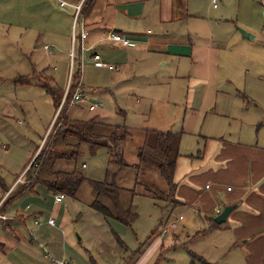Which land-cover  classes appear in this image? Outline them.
I'll return each mask as SVG.
<instances>
[{"label":"rangeland","instance_id":"rangeland-1","mask_svg":"<svg viewBox=\"0 0 264 264\" xmlns=\"http://www.w3.org/2000/svg\"><path fill=\"white\" fill-rule=\"evenodd\" d=\"M23 2L0 0V199L18 179L1 202L0 212L11 214L14 209L13 214L19 212L27 222L3 221L21 228V234L17 232L20 239L17 247H14L15 231H6L0 222V234L6 244L5 248H0V264H134L139 259L137 255L149 246L152 233V241L161 238L164 250L148 264H191L193 260V264H200L199 257L218 264H264L263 233L245 242L239 232L238 237L234 233L239 227L234 220L236 213L214 227L210 225V218L218 215L212 214L215 204L208 209L200 208L201 196L221 193L227 186L234 189V179L227 172L237 170L235 161L242 150L239 143H258L260 147L255 149L264 154V62L261 55L254 58L257 67L250 73H247L248 68H243L235 74L239 91L234 90L232 97L235 100L237 96V99L235 104H229L230 111L226 114L214 92L200 84L193 87V91L187 78H182L185 81L171 91L167 86L139 90L126 82L114 87H86L84 93L88 99L72 105L70 100L65 116L75 122L97 119L100 124L96 133L104 136L105 143L91 145L69 135L65 138L67 148H64L68 155L56 158L52 165L56 171L78 169L86 176L78 194L76 197L66 195L63 202L57 204L55 194L40 183L36 185V194L15 197L27 181V169L41 148L48 146L49 140L45 144L48 135L55 132V121L61 110L58 105L72 67L73 49L72 42L63 40L64 37L48 25L52 20L61 21L69 15L73 18L71 7H59L49 0H28L22 6ZM46 44L51 47L50 52L45 50ZM83 72L94 77L100 71L86 61ZM113 73L107 69L101 71L103 75ZM25 81L35 84H23ZM49 87L54 89L56 101L47 90ZM92 104L98 105L97 108L91 110ZM116 126L127 128L130 136L124 140L111 139L109 136ZM154 130L182 132L175 198L203 211H196L201 217L200 224L194 230L188 228L190 236L184 233L176 239L177 236L169 233L160 237L159 231L175 220L177 209L166 199L170 187L156 162L147 156L143 160L139 157L140 147L153 143ZM119 150L123 164L114 154ZM229 156L231 159H227ZM213 174H219L224 181H211ZM90 180L108 182L118 189L117 201L114 197H99L114 215H118L120 209H130L137 213V218L132 219L129 226L115 218L105 219L90 206L96 198ZM191 183H196L193 192L188 187ZM222 203L220 207L224 210L227 205L225 201ZM27 205L31 208L27 209ZM35 207L42 212L37 217L33 213ZM234 210L238 212L241 207ZM51 215L55 227L47 224ZM35 220L40 225L35 224ZM37 228H40L39 233ZM114 232L122 244L117 242ZM192 236L194 238L188 241ZM157 255L161 257L158 259Z\"/></svg>","mask_w":264,"mask_h":264},{"label":"crops","instance_id":"crops-1","mask_svg":"<svg viewBox=\"0 0 264 264\" xmlns=\"http://www.w3.org/2000/svg\"><path fill=\"white\" fill-rule=\"evenodd\" d=\"M20 1H24L21 4L24 6L28 0ZM49 1L59 5L57 0ZM211 3V0H94L89 12L81 15L77 24V35L82 27L87 29L88 35L84 40L78 38L76 43L72 41L74 19L71 15L68 14L69 16L61 21L52 20L48 25L55 28L64 37L63 40L66 38L70 44L72 42V51L76 52V58L81 66L80 81L84 90L86 87L95 86L114 87L126 82L139 90H155L167 86L168 91H171L185 81L182 78H187L188 86L192 87L190 89L193 91L200 84L207 86V91L214 92L217 102L222 103L221 110L225 112L220 113L226 114L230 111L227 108L229 104L232 102L235 104L237 99V96L235 100L232 97L234 90L239 91L235 85V74L243 68H248L247 73H250L251 69L257 67L254 58L259 55L264 62V5L258 0H219L217 7L212 3V8ZM239 28L252 34L253 39L244 37ZM110 32L128 37L132 44L124 45L120 41L110 39L108 37ZM50 48L49 46V49L45 50L50 52ZM95 55H100V59H95ZM86 61L99 69L100 72H97L96 76L92 77L89 73L83 72ZM103 69L114 73L103 75L101 74ZM164 69L168 71H163ZM51 78L54 79L53 76ZM68 84L69 78L64 96ZM53 120L54 117L47 132ZM255 144L239 143L242 150L238 152L239 157L235 161L237 170L231 169L227 172V175L234 179V189L229 190L231 186H227L221 193L211 192L200 197L201 209H208L215 204L212 214H220L223 211L220 205H223L224 201L227 206L237 204L236 208L241 207L238 212L234 208L228 220L236 213L234 220L239 227H236L234 233L238 237L239 232L240 236L245 238V242L258 234H264V154L255 149L260 147L258 143ZM39 148L40 146L35 155ZM210 179L215 182L224 181L219 174H213ZM17 181L18 179L2 195L0 204ZM195 186L196 183L188 186L191 192ZM36 187L25 194H36ZM227 191L234 193L228 194ZM178 198L174 197L175 201L170 202L177 209V215L173 220L176 227L169 232H166V228L170 224L164 227V230L159 231L160 237L169 233L177 236L176 239L182 237L184 233L190 236L187 230H194L200 224L201 217L196 211H203L195 205H187ZM34 201L35 206H38L36 199ZM30 208V205H27V209ZM35 209L33 212L35 217L42 214L38 207ZM13 212L1 213L8 217L9 222L18 221L24 224L27 222L24 215ZM49 218L46 220L47 224L55 227L56 222L54 225L50 224ZM8 221L3 222L2 226L6 231H15L17 241L14 247H17L20 241L17 232L21 234L22 230ZM178 225L181 226L180 229ZM37 232H40V228H37ZM199 232L197 235H200ZM2 236L0 234V248H5ZM153 238L150 239L149 246L137 255L139 259L134 264H148L158 252H163L164 243H160L161 238L156 237L152 241ZM193 238L194 236L188 241ZM64 239L66 240V237ZM195 256L199 257L196 254ZM160 257L161 255L158 259ZM200 258H204L199 257L200 264H203ZM193 263L194 260L191 264Z\"/></svg>","mask_w":264,"mask_h":264},{"label":"trees","instance_id":"trees-1","mask_svg":"<svg viewBox=\"0 0 264 264\" xmlns=\"http://www.w3.org/2000/svg\"><path fill=\"white\" fill-rule=\"evenodd\" d=\"M93 2L94 0H85L82 15H86L89 12ZM72 72V83L63 105H61V103L64 98V92L62 94L61 100L59 99L60 102L58 101V110L60 109V106L61 110L55 121V132L53 134L51 132L48 135L47 139L45 140V144L49 140L48 146L46 147V149L44 148V146L41 148L31 165L27 169L25 173V176L27 177V183H24L23 186H21L19 191L14 195L15 197L23 195L28 191L34 190L35 186L40 183H43L55 195L61 193L65 196L69 195L71 197H76L81 184L85 180H87L86 176L78 169H74L70 172H63L56 171L52 167L56 158L66 157L68 155L66 150H64L65 147L67 148L65 138L71 135L78 137L81 142H87L91 145H101L105 143L104 136L96 133V127L100 124L97 119H92L90 121L75 122L73 120H69L65 116L68 107L71 106L69 103L72 98V95L76 90L78 82L81 79V66L78 63V66L76 67V60ZM23 78L24 77H22V79ZM42 86L44 87V85ZM47 90L52 93L53 98L56 101L57 97L55 96L56 93H54L53 91L54 89L49 87L47 88ZM116 127L117 128L109 136L111 139L124 140L128 136H130V132L127 128H121L119 126ZM154 133L155 138L153 143H145L142 147H140L139 157L141 160H143L147 156L152 158L156 162L163 177L168 182V185L170 187V191L166 195V199H168L169 202H172L174 200L176 191L175 189L177 187L175 183V174L177 167V159L180 155L179 146L181 142L182 132H173L169 130H154ZM77 152L78 149L74 151L72 155H75ZM114 154L115 156H117V160L123 164L122 152L119 150L115 151ZM90 183L93 188V191L96 194V198L92 201L90 206L96 211H98L101 215H103L105 219L110 217L115 218L124 225L129 226L131 224L132 219L134 220V218H137V213H132L130 209H120L119 214L114 215L110 210L109 206L100 202L99 197L102 195L114 197L117 201L118 189L115 186L109 184L108 182L94 180H90ZM12 192L13 191L9 193V196H11ZM15 197H13L12 199H14ZM5 203L6 200L3 202L2 206H4ZM116 205L118 206L119 204ZM3 221L4 220H1L0 222ZM210 224L214 227H217L219 225L214 218H210ZM200 233L201 232H199V234ZM114 234L117 239V242L122 244L123 242L120 239L119 235L115 232ZM153 235L154 233H152L150 237L152 238ZM201 261L203 262V264H214L208 263L204 259H201Z\"/></svg>","mask_w":264,"mask_h":264},{"label":"built area","instance_id":"built-area-1","mask_svg":"<svg viewBox=\"0 0 264 264\" xmlns=\"http://www.w3.org/2000/svg\"><path fill=\"white\" fill-rule=\"evenodd\" d=\"M57 1L59 2L60 7H63V8L64 7H71L73 9V19H74V28H73V34H72L73 43H76L78 41V38L84 40L88 35V31H87V29L82 27L81 31L79 30V33L77 35V30H78L77 24H78V21L82 15L83 5H84L85 0H75V1L57 0ZM211 1L213 3L214 7L218 6V0H211ZM258 1L264 5V0H258ZM108 37L112 40L120 41L124 45L132 44L131 40L128 37L123 36L122 34H119L117 32H110ZM44 48L48 50L49 46L45 45ZM83 49H84V46H83ZM71 55H72V63H71L72 67H71V71H70V75H69V84H68V88H67L65 96L62 100L61 105H63V103L66 99L67 93L70 90L71 83H72V73H73L72 71H73L75 60H76V52H74V50H73L71 52ZM95 59H100V55H95ZM110 67L112 68V66H110ZM86 99H87V96L84 93V89L82 87L81 81H79L77 84L76 90L74 91V93L72 95L71 105L74 104L75 102H82ZM97 106L98 105H91L89 108L91 110H94L97 108ZM60 108H61V106H60ZM84 166H85V164H83V167ZM64 199H65L64 194L59 193V194L55 195V202L57 204L63 202ZM218 212H219V210H218ZM7 219H8V217L5 214L0 212V221L1 220H7ZM49 223L54 225L55 219L53 217H50ZM35 224H39V221L35 220ZM175 227H176V222H171L170 225L168 226V228H166V232H169L172 228H175Z\"/></svg>","mask_w":264,"mask_h":264},{"label":"water","instance_id":"water-1","mask_svg":"<svg viewBox=\"0 0 264 264\" xmlns=\"http://www.w3.org/2000/svg\"><path fill=\"white\" fill-rule=\"evenodd\" d=\"M240 32L242 33V35L248 39H253V35L246 32L245 30L239 28ZM237 207V204H232V205H228L224 208V210L218 214L216 217H215V221L218 223V224H221L223 222H226L228 220V216L229 214L231 213V211Z\"/></svg>","mask_w":264,"mask_h":264}]
</instances>
